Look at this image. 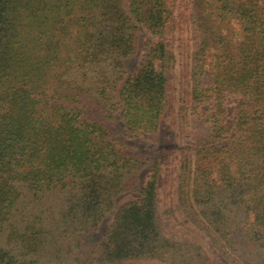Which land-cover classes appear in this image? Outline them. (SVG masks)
<instances>
[{
    "label": "trees",
    "instance_id": "trees-1",
    "mask_svg": "<svg viewBox=\"0 0 264 264\" xmlns=\"http://www.w3.org/2000/svg\"><path fill=\"white\" fill-rule=\"evenodd\" d=\"M182 26L191 45L179 120L201 118L208 133L180 160L179 205L216 262L264 264V0H0V222L23 190L35 200L58 191L57 223L71 241L112 215L103 264L211 263L196 244L164 236L157 164L139 186L149 159L127 154L105 125L119 121L127 139L160 128L175 61L165 36ZM141 30L157 40L128 74ZM132 186L138 198L117 207ZM37 218L20 233V222L9 225L21 250L0 247V264H42L33 258L44 242Z\"/></svg>",
    "mask_w": 264,
    "mask_h": 264
},
{
    "label": "rangeland",
    "instance_id": "rangeland-1",
    "mask_svg": "<svg viewBox=\"0 0 264 264\" xmlns=\"http://www.w3.org/2000/svg\"><path fill=\"white\" fill-rule=\"evenodd\" d=\"M182 32L173 34L167 33L166 41L175 56L174 63L166 70V76L173 87V96L170 106L162 116L160 128L153 134L139 135L133 138L121 136V123L116 120L106 121V128L110 135L122 142L125 147L122 149L129 155L148 158V163L141 168L138 174V185L143 186L146 182L150 166L155 162L157 168V212L161 225V230L165 237L179 241H187L196 244L202 254L207 255L210 264H219L213 254L216 249L209 239L197 231L192 224L185 220L182 209L178 202L179 165L180 160L186 152L188 143L194 141L193 138H201L207 135L208 131L201 118L188 115L185 125H182L178 115V97L181 77L189 66L190 34L183 26L179 27ZM157 37L146 30H141L134 37V54L124 61L125 71L130 74L139 66L143 49L147 43H153ZM187 41V42H186ZM185 44L187 46L185 47ZM88 100V103L95 107L100 106L99 99ZM93 107V110L96 108ZM92 107L88 105L85 111H90ZM92 111L90 115H93ZM194 153V152H193ZM135 186L120 194L115 204L117 207L138 198ZM65 195L58 191L45 194L41 199L35 200L26 191L22 194L15 205L13 211L5 222H0V247L11 248L15 254L21 250L18 244V237L8 241L10 226L19 223V233L23 232V227L31 224L35 220V215L42 221L37 224L44 232V242L38 253L33 258L42 264H103L99 250V243L103 239L105 232L111 224L112 215L106 216L98 225L96 230L86 235L85 239L78 243L67 238L62 225L58 222L61 209H63V199ZM34 217V218H33ZM37 218V219H38ZM38 222V220H36ZM26 223V224H24ZM24 224V225H23ZM22 230V231H21ZM239 230L233 232L236 238ZM17 246V247H16ZM69 252H68V251ZM32 255V254H31ZM124 264H165L159 261H128ZM228 264H240L237 260L230 259Z\"/></svg>",
    "mask_w": 264,
    "mask_h": 264
}]
</instances>
